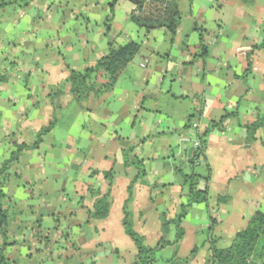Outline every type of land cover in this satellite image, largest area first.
I'll use <instances>...</instances> for the list:
<instances>
[{"label":"crops","instance_id":"obj_1","mask_svg":"<svg viewBox=\"0 0 264 264\" xmlns=\"http://www.w3.org/2000/svg\"><path fill=\"white\" fill-rule=\"evenodd\" d=\"M110 2L34 0L0 11V166L56 121L38 148L22 153L2 188L8 264H134L137 249L123 220L139 171L125 166L124 151L135 148L144 162L130 222L154 248L160 215H178L194 143L212 123L222 124L208 135L205 161L196 168L208 202L191 208L184 239L155 264H177L195 249L189 264H210L213 242L230 247L251 216L264 213V126L253 139L247 128L264 123V48H257L264 44V0H178L174 41L164 29L147 35L138 28L125 0L107 34ZM130 42L141 50L114 90L79 104L70 70L94 67L110 43ZM109 189L108 218L91 219ZM175 235L172 226L168 240Z\"/></svg>","mask_w":264,"mask_h":264},{"label":"trees","instance_id":"obj_2","mask_svg":"<svg viewBox=\"0 0 264 264\" xmlns=\"http://www.w3.org/2000/svg\"><path fill=\"white\" fill-rule=\"evenodd\" d=\"M33 1L34 0H2L0 1V11L8 6L17 4L26 7ZM120 1L122 0H111L109 4L110 17L106 22L107 34L111 31L115 8ZM125 1L129 2L134 7L130 19L138 28L145 30L147 35L154 30L164 29L171 41L175 40L182 21V13L179 8L178 0ZM201 40V48L205 55L207 49L203 43V37H201ZM141 46L142 44L140 42H130L124 46L110 43L108 54L99 60L94 67L88 68L82 72L70 70L68 83L78 103L82 104L86 102L91 95L100 96L112 92L124 70L140 53ZM257 48H264V44ZM251 66L252 62L250 59L249 69ZM101 77L105 79L104 82H100ZM4 78V76H0V82L3 81ZM55 124L56 121H52L48 127L43 129L38 134V140L33 146H28L26 144L19 145L17 150L12 152L10 157L0 166V239L3 240V243H0V264H8L6 250L8 246H10L7 232L9 214L3 206V200L6 195L2 191V188L10 177L12 166L19 162L22 153L31 148H38L43 141V137L51 132ZM221 124L222 123H212L203 134L198 136L197 141L200 142V148H195L191 157L192 173L190 175H183V184L181 186L183 202L179 208V213L174 219H170L169 214L166 212L160 215L162 237L158 245L154 248L145 245L144 238L134 230L130 222L129 205L133 200V186L139 179L145 176L144 162L135 155V148L131 147L124 151L125 166H134L139 171L129 187V196L124 205L123 220L126 235L133 241L137 249V256L134 264H155L162 250L168 246H177L185 237V230L182 224L191 208L197 203L208 202V190H199L198 188V182L202 177L196 172V168L201 166L205 161L208 135ZM262 126H264V123L260 121L247 127L250 139L254 138L256 132ZM105 177L109 181V186H111L114 171L105 173ZM207 180H209V177ZM223 200V198H219L218 201L221 202ZM110 206L109 189L106 194L96 200L94 209L89 214V217L93 220H105L109 216ZM214 223L213 221L212 224ZM172 226L176 230V235L174 241H169L168 236ZM196 252L197 249L193 250L188 258L177 259L176 263L189 264ZM210 264H264V213L258 211L251 216L246 227L236 234L230 247L224 249L218 248L216 242H213Z\"/></svg>","mask_w":264,"mask_h":264},{"label":"built area","instance_id":"obj_3","mask_svg":"<svg viewBox=\"0 0 264 264\" xmlns=\"http://www.w3.org/2000/svg\"><path fill=\"white\" fill-rule=\"evenodd\" d=\"M145 66V65H144ZM198 126L197 125H195V128H197ZM194 148H200V142L199 141H196L195 143H194Z\"/></svg>","mask_w":264,"mask_h":264},{"label":"water","instance_id":"obj_4","mask_svg":"<svg viewBox=\"0 0 264 264\" xmlns=\"http://www.w3.org/2000/svg\"><path fill=\"white\" fill-rule=\"evenodd\" d=\"M193 152V148L190 149L189 153L191 154Z\"/></svg>","mask_w":264,"mask_h":264}]
</instances>
